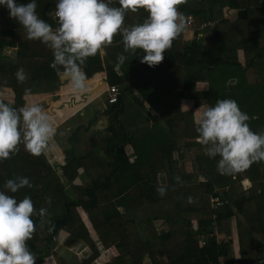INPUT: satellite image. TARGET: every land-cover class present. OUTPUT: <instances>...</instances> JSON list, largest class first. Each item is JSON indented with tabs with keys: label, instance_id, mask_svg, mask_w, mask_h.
I'll use <instances>...</instances> for the list:
<instances>
[{
	"label": "trees",
	"instance_id": "16d2710c",
	"mask_svg": "<svg viewBox=\"0 0 264 264\" xmlns=\"http://www.w3.org/2000/svg\"><path fill=\"white\" fill-rule=\"evenodd\" d=\"M205 1L208 9H195L198 0H186L177 7L185 20L192 15L205 22L208 14L213 13L215 2L220 6L226 3ZM109 3L119 6V0ZM232 5L235 8L236 4ZM241 5L248 11L249 4ZM36 12L53 28L58 26L55 0H37ZM257 13L259 18L264 16L262 9ZM147 15L143 8L126 11L124 25L142 23ZM242 15L244 18L248 12ZM222 25L228 30L233 27L226 21ZM186 33L184 29L173 40L164 59L154 67L140 62L144 53L139 49L135 58L126 56L118 70L117 56L109 47H105L106 55L97 53L86 60L83 70L87 79L105 71L106 82L119 88L116 103L104 100L110 136L104 149L93 142L92 123L97 121V112L88 124L64 135L67 145L62 162L54 163L48 148L37 156L27 152L23 144L16 154L0 162V191L18 201L29 196L36 210L32 217L35 231L26 242L36 264H43L64 235L62 246L71 248L83 241L92 254L84 262L75 256L69 260L58 258V264H92L102 251L113 248L117 251L111 250V258L105 264H144L146 257L152 264H219L220 260L225 264L237 261L264 264V162H254L235 175L220 174L216 163L219 157L207 156L205 146L196 140L193 110L179 112L176 107L165 108L162 119L171 120L146 127L135 125L142 117L140 109L146 111L144 103L157 107L154 100L161 105L160 100L174 102V96L178 95L205 106L214 105L217 99H233L248 114L247 123L252 131L264 127V54L260 53V42L249 38L242 43L246 58L243 63L223 53L226 44L241 41L238 36L233 38L232 34L216 30L208 46L187 41L179 50L180 38ZM111 44L117 45L115 50L120 48L122 40L118 33ZM9 48L15 49L12 55L6 54ZM52 60L51 50L38 40L27 39L23 27L9 16L6 8L0 7V88L14 92L13 101L0 100L19 108L29 105L30 96L58 92L64 81L50 67ZM18 68L24 69L23 82L16 79ZM123 75L137 83L124 81ZM199 82L207 83L208 90L199 91ZM175 90L180 91L176 94ZM98 91L96 88L92 92ZM74 99L81 104L89 100L88 94ZM134 100L140 107H129ZM77 106L74 103L71 108ZM128 145L137 155L136 162L127 155ZM181 151L195 152L196 166L192 173L186 174L180 167L184 157ZM175 153H181L178 159L174 158ZM88 165L93 179L80 184V171ZM160 171L165 176L164 184L158 180ZM201 176L204 180H199ZM16 177H27L32 187L24 186L15 193L4 189L5 181ZM182 180L199 183L183 185ZM245 180L250 181V186H244ZM159 187L165 189L163 195L157 191ZM212 197L226 201L216 212V219ZM41 208L45 209L43 215L39 214ZM234 219L239 256L231 253ZM157 223L166 228L160 229ZM200 237L205 240L204 246Z\"/></svg>",
	"mask_w": 264,
	"mask_h": 264
},
{
	"label": "clouds",
	"instance_id": "9594fccd",
	"mask_svg": "<svg viewBox=\"0 0 264 264\" xmlns=\"http://www.w3.org/2000/svg\"><path fill=\"white\" fill-rule=\"evenodd\" d=\"M181 3L186 0H119L118 7L111 6L109 0H55L54 17L58 25L55 28L37 14V0L26 3L0 0V7L6 8L9 16L23 27L27 39L38 40L51 50L50 67L74 91L83 92L87 80L83 70L86 60L102 54L117 33L125 53L139 49L144 53L141 63L149 67L159 65L165 51L185 29L187 19L193 17L189 15L185 20L177 7ZM139 8L148 13L146 19L125 26L126 11L135 12ZM201 24L209 26V23ZM116 59L118 70L126 56L122 53ZM15 76L18 82H23L24 69L18 68ZM104 81L108 84L106 76ZM193 112L196 139L205 146L207 156L219 157L216 163L220 174L235 175L254 162H264V133L250 129L248 114L235 100L217 99L214 105H201ZM56 132L51 117L41 105L33 103L16 108L0 100V162L16 154L21 144L30 154L40 155L47 150ZM157 176L164 184V173L158 172ZM24 186L32 187L27 177L7 179L3 185L11 193ZM157 191L163 195L165 189L159 187ZM44 212L45 209H39L40 215ZM36 214L29 196L18 201L0 191V264H36V257L26 243L35 231L32 217Z\"/></svg>",
	"mask_w": 264,
	"mask_h": 264
},
{
	"label": "crops",
	"instance_id": "0c3cea01",
	"mask_svg": "<svg viewBox=\"0 0 264 264\" xmlns=\"http://www.w3.org/2000/svg\"><path fill=\"white\" fill-rule=\"evenodd\" d=\"M221 2H226L225 5L220 6L218 2L214 3V8L211 10L213 13H209L208 17L209 19L205 22H201L200 17L194 16V19L196 21V24L194 25L193 29L185 27L187 29V33L180 38L178 49L181 50V47L183 46L184 42H193L197 41L201 43L203 46H208L211 41V35L214 31H225V33L232 34L233 38L238 36L241 41L235 42L232 44H226L223 48V53L225 56H227L229 59H237L241 62L245 63V51L243 42H247L246 40L249 38H254V40H257L260 42V53L264 54V16L263 19L259 18L257 10L262 9L264 10V7L262 6V0H221ZM258 2L257 5H254ZM242 3L249 4L248 11H246V8H242ZM236 4L235 8H232ZM205 8L208 9L209 5L197 3V8ZM202 8V9H203ZM242 8V9H241ZM248 12V15L243 18L242 14H245ZM228 22L233 27L231 29H226L225 26L222 25V22ZM201 23H209V26L201 28ZM117 45L110 44L106 47H109V49L112 51V53L115 56H118L119 54H124L125 56H129L131 58H135V53L127 52L125 53L123 50L122 44L119 45L120 48L118 50H115V47ZM12 49H7L6 54L12 55L13 52ZM12 52V53H11ZM106 55V50L104 49L102 55ZM12 58V57H11ZM137 61V60H136ZM135 61V62H136ZM200 66V62H197V67ZM252 69L249 70V73H251ZM121 73V72H119ZM123 74V73H122ZM180 74V73H179ZM182 75V72H181ZM105 76L107 77V73L105 71L96 72L93 74L91 78H88L86 80V90L83 92H76L74 91L71 86L68 84V82L63 79L64 83L61 85L58 92L40 96H30L29 97V105L33 103H37L42 106L44 110L50 109V113L53 112V116L58 119L60 122L58 125H60L57 128L56 135L52 138L51 142L54 143V152L51 154L52 160H55L54 163L62 162L64 160V149L61 147V142L63 143L65 141V137H62L65 135V132L63 131H69L72 129H75L83 124H88L90 120H93V117L95 114H99L97 117V121L92 123V129L95 133L93 142L100 148L104 149L107 145V142L109 141V134L107 132L108 128V118L104 115V110L106 108L105 101H101L102 98L105 97L103 95L104 86H105ZM122 78L124 81H130L129 83H137L136 80H132L131 78H128L127 76L123 75ZM176 85L178 84L177 81H175ZM98 88V93H93L92 91ZM197 89L199 91H207L208 90V84L204 82L197 83ZM180 91V90H179ZM178 90H175L174 93L178 94ZM92 93V95H89V93ZM83 94H88L89 100H87L86 103L78 105V107L71 108V105L75 102L74 98L81 97ZM9 96V97H7ZM163 98V97H162ZM178 98V99H176ZM0 99H3L5 101H13L14 99V92L10 88H0ZM74 99V100H73ZM156 101L158 102V106L151 105L148 103H144L146 107L145 109L141 108L142 117L138 118V121L135 123L136 126L146 127V126H152L157 122L165 123V120H171L167 118H163V114L165 111L163 109L173 108L176 107V109L179 110V112H187L189 110H195L201 105H204L202 102H196L190 99H180L177 96H174V102H164L163 100H160L163 102V104L160 105L159 100H154V104H156ZM152 102V103H153ZM183 106V107H182ZM205 106V105H204ZM130 108H137L140 107V104L137 103V101L134 100V102H130L129 105ZM53 109V111H51ZM55 114V115H54ZM195 116V113H194ZM60 117L61 119H59ZM55 119V121H56ZM262 128V129H261ZM257 128L256 132L258 133H264L263 128ZM57 133H60L58 135ZM197 140V139H196ZM198 142V141H197ZM52 152V151H51ZM49 152V153H51ZM127 155L131 158L133 162H136L138 160L137 155L132 150L131 146L128 145L126 147ZM181 153L184 155V157L180 160V167L182 168L183 172L186 174L192 173L194 171V168L196 166L195 162V152H186L181 151ZM181 153H175V159L179 158V155ZM161 172V171H160ZM93 172L89 170V165L86 168L82 169L80 171V177L78 178V182L80 184H84L89 180L93 179ZM204 176L199 177V180H202ZM199 180L198 183H199ZM204 180V179H203ZM249 186L250 181L245 180ZM196 181H183V185H193ZM197 183V184H198ZM157 226L160 229H165L166 225L157 223ZM233 230H234V237L233 240V246L231 249V253L233 255L239 256V244L238 240L236 239V220L234 219L233 222ZM66 235L62 236L60 239V242L57 243L55 246L54 252H52L48 257L44 259L43 264H58L57 261L58 258L60 259H73L77 257V259L80 262H84L89 258L92 254V250L88 247L86 243L83 241L78 242L71 248H66L63 245V242L65 240ZM220 238H223L221 236ZM115 249V248H113ZM113 249H110L112 251H115ZM108 250V249H106ZM105 250V251H106ZM102 251L101 255L105 252ZM117 251V250H116ZM115 251V252H116ZM95 264V261L92 263ZM144 264H152L151 260L146 257L144 260Z\"/></svg>",
	"mask_w": 264,
	"mask_h": 264
},
{
	"label": "built area",
	"instance_id": "2783aa9c",
	"mask_svg": "<svg viewBox=\"0 0 264 264\" xmlns=\"http://www.w3.org/2000/svg\"><path fill=\"white\" fill-rule=\"evenodd\" d=\"M262 6L264 7V0H262ZM185 25L187 28L192 29L195 25V20L193 19V17H189L187 19V21L185 22ZM208 26V24H201V28H204ZM119 88L116 85H110V84H106L105 88H104V95H105V99L109 104H114L119 100ZM245 187H247V183L244 184ZM211 203H212V213L214 218H217V214L216 212L226 204V201L221 200L220 197H212L211 198ZM85 215V214H83ZM195 230H197V226L194 227ZM200 241H201V245L204 246L205 240L200 237ZM113 254H116L115 252ZM112 252L111 250H106L102 255H100L96 260H95V264H105L108 259L111 258ZM219 264H225L224 261H220ZM234 264H240L238 261L237 263Z\"/></svg>",
	"mask_w": 264,
	"mask_h": 264
},
{
	"label": "rangeland",
	"instance_id": "374dc122",
	"mask_svg": "<svg viewBox=\"0 0 264 264\" xmlns=\"http://www.w3.org/2000/svg\"><path fill=\"white\" fill-rule=\"evenodd\" d=\"M201 2L202 3H204V4H206V5H208V3L205 1V0H198V3L199 4H201ZM7 97H9V96H7ZM101 101H104V98H102L101 99ZM50 109H46L45 111L49 114V116L51 117V120H52V122H53V124H54V126L56 127V129L60 126V125H58V123L60 122L58 119H56L54 116H53V113H50V111H49ZM51 111H53V109L51 110ZM55 115V114H54ZM59 119H61L60 117H58ZM55 119H56V121H55ZM263 131H264V129H263ZM63 132H65V134L67 133V131H63ZM58 135H60V133H57ZM62 137H64V135L62 136ZM61 147L63 148V149H65V146L67 145V143H66V141H64L63 143L61 142ZM53 148H54V143H52L51 141L49 142V146H48V151L49 152H51V153H49L50 155L51 154H53V152H54V150H53ZM198 183V181H196L193 185H195V184H197ZM221 261V260H220Z\"/></svg>",
	"mask_w": 264,
	"mask_h": 264
}]
</instances>
